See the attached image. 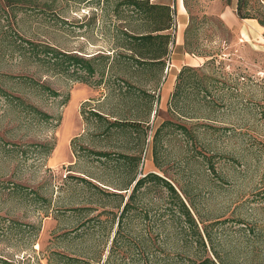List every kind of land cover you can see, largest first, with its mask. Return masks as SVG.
I'll list each match as a JSON object with an SVG mask.
<instances>
[{"label":"rangeland","instance_id":"rangeland-1","mask_svg":"<svg viewBox=\"0 0 264 264\" xmlns=\"http://www.w3.org/2000/svg\"><path fill=\"white\" fill-rule=\"evenodd\" d=\"M186 1L184 46L174 47L176 26L163 71L130 75V63L109 58L82 82L48 74L6 43L22 36L87 57L112 56V23L119 22L102 3L6 7L0 0V87L9 94H0V264H199L205 257L264 264V25L258 22V41H243L218 16L232 0ZM250 5L264 13L255 0ZM180 63L179 70L195 69L177 101L192 117L169 107ZM6 76L31 77L59 95ZM12 96L51 114L52 123L32 120ZM91 110L127 122L104 131L106 121ZM163 121L170 124L154 142ZM46 141L54 148L43 157L35 144ZM150 172L174 186L194 223L158 179L137 189L118 223L134 182L120 188ZM14 183L23 188L15 191Z\"/></svg>","mask_w":264,"mask_h":264},{"label":"trees","instance_id":"trees-1","mask_svg":"<svg viewBox=\"0 0 264 264\" xmlns=\"http://www.w3.org/2000/svg\"><path fill=\"white\" fill-rule=\"evenodd\" d=\"M6 7H13L18 5H28V6H38L39 0H3ZM79 3H87L89 1L96 2V4L102 3L101 10L105 14H110L111 17L117 20L119 23L113 24L114 33L113 36L116 39V49L113 51L112 56L109 54L96 53L91 56H83L77 52L62 51L56 47L35 42L30 39L18 36L15 40H7L6 46H13V50L17 51L19 55L23 58H28L32 62H36L45 67V71L51 75H62L73 80L88 82L89 78L92 77L99 69L100 63L105 60L112 58L114 63H122V60H126L124 63H130L128 72L130 75H137L139 70H147L152 68H157L163 71L166 66V60L170 52V45L174 43L173 31L175 29V9L169 3H163L159 0H73ZM251 0H237L236 1V14L240 19L254 18L258 20L261 25H264V13L256 14L252 12L250 5ZM257 4L264 8L257 0ZM185 8L188 9L187 1L184 0ZM95 13L89 16L90 19L95 17ZM17 40L19 42H17ZM106 61V60H105ZM111 63H109L110 67ZM131 69V70H130ZM195 69L192 66L184 65L177 73L176 87L171 94L169 100V107L171 109H178L177 113L184 117H192L191 112L177 106V101L179 96L182 94V86L187 85L190 82L191 73ZM7 78L17 79L19 83H22L24 87L33 88L38 94H46L49 97H57L59 92L51 88L48 84L44 82L37 81L28 76H6ZM0 94L9 96V94L0 87ZM143 96L153 99V95L149 92H143ZM151 97V98H150ZM14 102V106L20 107L21 111H26L31 114V119L38 123H52L53 116L48 112L42 110L41 108L35 106L34 104L26 102L20 96H12L11 100ZM158 99H156V102ZM12 104V103H11ZM92 115H99L101 119H104L107 123L104 131H109L113 127H122L127 121H122L115 119L109 121L105 116L98 114L97 112L91 110ZM140 123V122H134ZM169 121H163L154 132V142L157 141L159 133L168 125ZM137 125V124H136ZM184 133L192 134L183 125H177ZM35 146L40 148V154L46 157L54 148L52 142H44L35 144ZM97 155L106 156V152H91ZM204 160L210 161L211 156L206 154L201 155ZM122 157V156H121ZM126 159H132L131 156L124 155ZM162 180L166 188L175 193L179 198L174 186L167 180L161 178L157 174L150 172L143 177H133L132 181L123 190L129 189V186L133 183L131 193L129 194L127 201L120 203L122 206V212L120 214L118 223L122 219L123 212L128 209L130 201L133 199L135 192L139 187L145 184L147 181ZM87 185H93L86 178H81ZM14 190L23 188L20 184L14 183ZM34 197L36 200L42 199V197L36 193ZM123 197V195H122ZM44 199V198H43ZM181 207L185 215L194 223L188 207L179 198ZM207 237L210 239L209 233L207 232ZM216 257L219 258L217 252H215ZM217 262L210 257H205L199 262V264H223Z\"/></svg>","mask_w":264,"mask_h":264},{"label":"crops","instance_id":"crops-1","mask_svg":"<svg viewBox=\"0 0 264 264\" xmlns=\"http://www.w3.org/2000/svg\"><path fill=\"white\" fill-rule=\"evenodd\" d=\"M163 3H169L171 5H174L176 8V15H175V25L178 26V36L176 38L175 46L178 48H182L184 46V31L189 23V16L187 13V10L184 5V0H162ZM236 1L232 0L230 4H226L222 9L218 11V16L220 20L224 23V25L228 28H236L238 30V37L239 39L242 38L243 41H250L254 39L255 41H258V38L261 37L260 32V24L258 21L254 18H245L240 19L236 14ZM175 26V27H176ZM187 54L188 53H184ZM179 58V57H178ZM193 59V58H191ZM182 60L177 59L176 62H180ZM189 65H198V62H188ZM181 63L176 66L177 71H179V68L181 67ZM176 75H174L175 78Z\"/></svg>","mask_w":264,"mask_h":264},{"label":"built area","instance_id":"built-area-1","mask_svg":"<svg viewBox=\"0 0 264 264\" xmlns=\"http://www.w3.org/2000/svg\"><path fill=\"white\" fill-rule=\"evenodd\" d=\"M259 2V4H261L262 6H264V0H257Z\"/></svg>","mask_w":264,"mask_h":264}]
</instances>
